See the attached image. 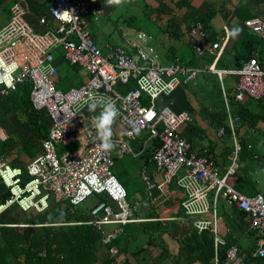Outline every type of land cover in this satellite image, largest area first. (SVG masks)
<instances>
[{"label":"built area","instance_id":"built-area-1","mask_svg":"<svg viewBox=\"0 0 264 264\" xmlns=\"http://www.w3.org/2000/svg\"><path fill=\"white\" fill-rule=\"evenodd\" d=\"M10 12L9 20L0 28V96H7L18 84H31V103L36 110H46L51 126L41 154L26 166L29 180L25 183L23 171L11 167L6 153L0 151V177L10 191V197L0 204V214L15 205L26 213L42 212L51 199L77 206L91 196L102 195L104 200L91 208V220L87 222L102 234L106 251L102 264H128L116 241L125 235L128 223L141 221L134 214L142 205L168 201L169 187L175 184L184 192L179 204L182 222L198 233L208 230L216 249L225 243L216 209L217 201L223 199L246 214L248 230L257 236L253 255L264 260V194H246L229 183L239 168L236 157L240 147L234 135L238 118L230 116L223 84L225 75H236V99L242 94L252 100L264 98V68L257 52L238 70L218 68L217 62L229 46V31L224 27V36L211 41L209 31L196 21L187 31L188 39L195 56L210 57L211 63L202 68L176 58L163 64L156 59L144 32L127 40L134 53L110 44L101 49L85 28L88 18L97 20L104 12L95 0H53L49 13L59 24L44 33L34 30L20 3H14ZM45 21V17L40 19L41 23ZM244 26L264 39V20L260 17L246 19ZM59 49L69 65L85 73L78 87L65 91L59 88L54 65ZM203 73L218 77L226 100L235 151L224 172L212 153L200 152L179 135V129L190 119L189 112L158 105L160 96L194 83ZM224 133V127H220L218 136ZM7 139L0 128V142ZM153 141L159 142L152 155L153 172L144 166L140 169L145 190L141 203L129 198L114 172V158H137ZM71 143H77L74 151H59L60 146ZM154 175H161V181ZM239 262L240 248L232 244L226 250L225 264ZM213 263L218 264L217 254Z\"/></svg>","mask_w":264,"mask_h":264},{"label":"crops","instance_id":"crops-1","mask_svg":"<svg viewBox=\"0 0 264 264\" xmlns=\"http://www.w3.org/2000/svg\"><path fill=\"white\" fill-rule=\"evenodd\" d=\"M178 1L184 4L179 6L177 5V3H179ZM17 2L26 9V19L35 31L41 33L44 30V32H46L54 30L58 27L59 22L46 13L47 8L52 4L53 0H0V28L9 20L11 13L10 8ZM95 2L101 5L104 10L103 14L97 19V21L102 18H104V20H109L111 16H116L114 15L116 10L120 9L121 12V7L127 5H130L131 8H133V11H130L131 13L149 14V18L151 19L149 26L155 25V28H151V32L153 34L148 33L142 28H133L132 23L134 22V17L130 15L123 18V26L120 28L121 35L127 44L128 38L135 37L138 32H144L148 36V41L150 42L149 44L155 50L156 59L163 64L171 63L176 58L182 59L186 62L190 61L194 65H199L202 68L207 67L211 63L212 59L210 57L197 58L194 56L191 43L187 36V30L189 25L199 19L202 13L212 9L215 11V15L210 19L209 31L214 34L213 37L217 39L223 37L224 27H227L230 34L229 46L226 50H224L221 60L217 62V67H226L238 70L241 68L243 61L232 51V46L245 30V12L241 13L240 11H236V9H238V7H242L245 11H248L252 17H260L264 20V0H95ZM45 13L47 15H45ZM42 17H45L46 19L44 23L40 22ZM93 21L95 20L88 18L85 28ZM88 32L91 34L93 39L96 40L101 49H103L106 44L114 46L117 45L108 41L99 40L100 32ZM185 47H187L191 52V56H189L188 59L185 58V53L187 52ZM126 49H130V51L134 53L132 47L129 46ZM261 57L262 58H259V60L264 64V54ZM193 58H195V62L192 61ZM65 64L68 63L63 58V51L59 49L55 52L54 65L57 67L60 83L62 79L60 69L62 67L65 68ZM220 64L221 66H219ZM70 66L77 73L78 86L81 85L85 78V73L78 66ZM66 71L68 72V69H65V72ZM201 75H205L204 78L207 77L210 80L213 78L215 80V89H213L212 85H206L205 88L201 89L206 91V97L204 99L199 98V90H195L191 87L194 83L190 84L189 87H180L168 96H164L172 97L171 103L169 101L166 102L175 110H187L189 112L190 119L179 129V135L190 140L200 152L209 151L212 153L216 159L217 165L221 169V172H224L234 157L235 150L233 134L232 132L230 134L229 131H225L224 135L218 136V129L221 125H217V121L210 120L209 115L210 112H216L221 109L219 101H222V97L224 103L226 100L222 93L221 85V93L218 91L219 89L216 84V79L219 81L218 77L215 74L210 73H203ZM225 78H227L228 81V88L226 84H224ZM236 81V75L231 76V74H227L223 78V84L227 90L226 92L228 94V98L229 96H233V86H235ZM194 86H197V84ZM220 94H222V96ZM233 101L234 104L240 103L247 105L253 113L258 114L262 112L261 106L263 102L259 100L252 101L244 94H242L239 99L234 97ZM230 104L231 102L229 99L227 106L229 111L235 107L232 105L230 106ZM26 120L27 116L22 110L17 109V111L13 113L7 109L5 102H0V128H2L8 135V140L0 142V144L8 146L9 151L7 152V156L9 161H16V159H18L17 161L27 163L32 159L28 153L34 152L35 155L38 152V142L25 126L24 122ZM234 128H236L234 133L235 140L237 141L241 139L247 141L250 146L249 150L257 156H262L264 159V121H258L256 125L249 127L245 122L237 120L234 123ZM118 129L120 130V127H118ZM28 144L33 145V148L27 153L26 148ZM262 162L264 163V160ZM115 165L117 166L114 168V172L119 180L123 182V184L131 185L134 175H140L142 160L138 157L133 158L128 155L117 156ZM261 166L264 170V166ZM151 168L152 166L150 169ZM131 169L135 172L134 175H131ZM263 170L254 169L257 178L258 176H264ZM153 177L156 181H161L162 178L161 175H154ZM5 188V185L0 179V198L2 193L5 191ZM242 191L246 194H252L255 192H261L264 194L257 182L252 184V187L248 190V192L244 190ZM155 192L157 193V191ZM135 193H143L142 196L145 198L144 187H142L141 192ZM135 193H133V195ZM169 193L170 199L165 201L163 204L148 202V204L142 205V207L135 212L134 217L136 219H141V221H134V223L132 222L129 225L135 224L137 230H135V228L129 229V225L126 227L125 233L128 235L127 251L123 253L127 256L128 263L140 264L139 260L131 255V252L139 246H145L147 243L148 236L141 230L140 222L152 219L161 223L163 226L161 239L164 247L168 251L169 257L164 260L162 264H173L177 258L179 249L178 239H180L190 229V226L179 219L181 216L179 204L184 197L183 190L175 184H171L169 187ZM219 200L217 201L216 209L220 219V236L225 241L228 238H237L241 247L240 249L242 250L247 248L249 242H251V240L253 242L255 235H248L245 224H241V222H238L241 226L238 229H234V218L236 215H234L233 206L228 205L223 199ZM244 220L245 218L242 219V223H244ZM123 239L124 237L122 238V242H124ZM116 245L119 249L122 247L120 241H118ZM160 251L161 249L159 247L155 248L152 253L153 255H157ZM242 253L241 262L238 264H244L242 258L246 255V253H244V250ZM97 256L100 260L106 258V251L104 247L98 250ZM257 263L259 262L257 261ZM147 264L152 263L148 262ZM194 264L199 263L196 262Z\"/></svg>","mask_w":264,"mask_h":264},{"label":"trees","instance_id":"trees-1","mask_svg":"<svg viewBox=\"0 0 264 264\" xmlns=\"http://www.w3.org/2000/svg\"><path fill=\"white\" fill-rule=\"evenodd\" d=\"M178 2L179 3H177V5L179 6L184 4L180 1ZM236 11H240L241 13L245 12V20L252 17V15L249 14L248 11H245L242 7H238ZM46 13L50 15L49 7L47 8ZM46 13L45 15H47ZM214 15L215 11L211 9L202 13L196 21L201 22L202 25L206 27L207 31H209V22ZM44 31L41 33H44ZM209 34V39L211 41L217 40V38L213 37V33L209 31ZM263 43L264 39L245 27L241 36L233 43L232 51L239 59H242V61L250 58L253 52H257L259 55L258 61L262 68H264V64L259 60V58H262L261 56L264 54ZM221 58L222 55L218 62ZM181 61L183 60L181 59ZM192 61L195 62V58H193ZM186 63L194 65L190 61H187ZM219 66H221V64ZM222 69L232 70L226 67ZM236 77L238 79V76ZM224 84L226 83L224 82ZM218 89L219 93H221L219 81ZM30 91L31 84L27 82L18 84L17 88L14 91H11L7 96H0V102H5L7 109L13 113H15L17 109H20L26 114L27 120L24 124L30 133L35 137L39 148L37 154L34 155V152L28 153V151L33 148V145H27L26 152L30 155V157H32L31 160H33L41 154V145L48 137L51 120L46 110H36L33 107L30 100ZM220 95L222 96V94ZM229 99L231 102L230 106H235L229 111L232 118H238V120L245 122L249 127L256 125L258 121H264V98L259 100L263 102V104L261 106L262 112L258 114L253 113L245 104H234L233 96H229ZM219 105H221V109L216 112H210V120L217 121V125H221L220 127H224L225 131H229L231 134L228 112L225 107L223 97L222 101H219ZM235 131L236 128H234V133ZM237 143L240 147L238 153H240L243 158L253 159L257 161V163L264 166V163L262 162L264 159L262 156H257L255 153L250 151V146L247 141L239 139L237 140ZM3 145L4 144H0V151L6 153L7 155L9 148L8 146ZM67 146H71V149H66L65 147ZM76 146L77 143L62 145L60 146L59 151H74ZM157 147H159V142L153 141L147 151L138 157L142 160V166L146 167L151 172H153L152 155ZM114 159L116 162L117 156H115ZM17 160L18 159H16V161L11 160L8 161V163L11 167H17L23 171V183H25L29 180V176L26 174V166L31 160L27 163ZM150 165L152 166L151 169ZM236 181L240 183L241 179L239 178ZM234 186L238 190L242 191L241 184H239V186L235 184ZM128 196L131 199V194L129 192ZM8 197H10V191L9 188L6 187L5 191L1 195L0 204L4 203ZM101 200H104V197L102 195H98L95 198V201L89 206V210L85 217L79 216L80 214H77L74 211V206L66 200L57 201L51 199L48 203V208L45 211L33 213L29 212L30 214L24 212L18 205L10 207L7 211L0 214V264H102L106 259L103 258L100 260L97 256L98 250L103 247L101 244L102 234L94 228L93 225L87 223L91 220V208L97 201ZM233 208L234 215H236L234 218V229H238L241 224H245L248 235H255L253 242L251 240L247 248L242 250L240 249V256L243 255V250L244 253H246V255L242 258L243 263L264 264V260L262 258L252 254L256 248L255 241L257 236L255 231L248 230L246 214L236 207ZM20 212L26 213L27 216L20 215ZM244 218V223H242V219ZM238 222H241V224ZM129 224L130 223L125 226V229ZM140 227L141 230L148 236L147 243L145 246L137 247L131 252V255L138 259L140 264H147L148 262H151L152 264H162V262L169 257L168 251L164 247L161 239L163 226L161 223L152 219L140 222ZM127 236V233H125L124 236L120 237L116 241V243L118 241L121 242L122 247H120V252L122 253L127 251ZM123 237L124 242H122ZM232 244H236L239 248H241L237 238H228L224 244H219L215 249L213 236L208 230L198 233L190 227V229L180 239H178L179 249L177 258L173 264H194L196 262L199 264H214L213 260L215 254H217L218 264H225L226 250ZM159 247L161 251L157 255H153L152 252L154 249ZM42 253H44V255H42ZM257 261L259 263H257Z\"/></svg>","mask_w":264,"mask_h":264},{"label":"rangeland","instance_id":"rangeland-1","mask_svg":"<svg viewBox=\"0 0 264 264\" xmlns=\"http://www.w3.org/2000/svg\"><path fill=\"white\" fill-rule=\"evenodd\" d=\"M130 11H133V8H131L130 5L122 6L121 12H120V9L116 10V12L114 14L116 16H113V17L111 16V18L109 20H104V18H102L98 21L95 20V21L89 23L86 26V28L88 31H91V32H94V31H97L98 33L100 32L99 33V35H100L99 40L108 41L110 43L121 45L125 48H128L129 46L125 43L123 36L121 35V30H120V28L123 26V20H124L123 18L124 17H128L130 15H132L134 17V22L132 23L133 28H137V29L142 28L143 30H146L150 34H153L151 32V28H155V25L149 26V23L151 22L150 21L151 19L149 18V14L148 15H145L144 13L143 14L142 13H139V14L136 13L135 14L134 12L131 13ZM156 29H157V27H156ZM185 48L187 49L186 50L187 52L185 53V58L188 59V57L191 56V52L189 51V49L187 47H185ZM64 66H65V68L62 67L60 69L62 79H61V83L59 86V88L63 91L68 90L72 87L78 86V78H77L76 71L68 64H65ZM65 69H68V72L67 71L65 72ZM204 77H205V75H199L197 77L196 81L194 82V84L191 85V87L193 89L199 90V92H198L199 98H201V99H204L206 97V91L201 90L202 88H205L206 85L207 86L212 85L213 89H215V86H214L215 80L213 78H211V80H210L207 77L206 78H204ZM225 83H226V86L228 88L227 78H225ZM196 84H197V86H194ZM216 84L218 86L217 79H216ZM189 86L190 85H188V87ZM167 96L162 95L159 97V100H158L159 106H163V105L168 104L167 103L168 101L170 103L172 102V97H170V96L167 97ZM172 109L175 110L173 107H172ZM175 111H178V110H175ZM65 148L71 149V146H67ZM236 161L239 165V169L237 171V174L229 181V183L231 185L236 184L237 186H239V184H241V189L248 192V190L252 187V184H255L257 182L259 184L260 188L262 189V191L264 192V176H258V178H257V176L255 175V172H254V169L255 170L260 169L262 171L263 170L262 166L259 165L257 163V161H255L253 159L243 158L242 155L238 152H237ZM116 166L117 165H114V168H116ZM130 173H131V175L135 174L133 169H131ZM239 178L241 179L240 183L238 181H236ZM124 185L127 188L128 192L131 194V199L133 198V200H138L141 203L144 202L145 198H144V196H142L144 192L143 193H135V192H141L142 187H144V184L141 180V176L139 174L134 175V177L132 178L131 185H126V184H124ZM133 193H135V194L133 195ZM95 198H96V196H91L84 203H81L77 206H74L73 207L74 211L77 214H80L79 216L85 217L87 215L88 210H89L88 209L89 206L91 205V203H93L95 201ZM30 213H28V214H30ZM19 214L27 216L26 213H24V212L23 213L20 212ZM132 228H135V230H137V227L135 224L129 225V229H132Z\"/></svg>","mask_w":264,"mask_h":264}]
</instances>
